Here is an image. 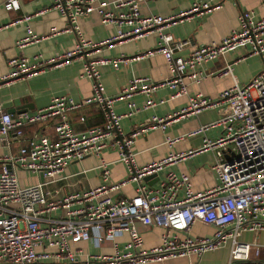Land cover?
<instances>
[{"label": "built area", "instance_id": "1", "mask_svg": "<svg viewBox=\"0 0 264 264\" xmlns=\"http://www.w3.org/2000/svg\"><path fill=\"white\" fill-rule=\"evenodd\" d=\"M143 0H52L45 9H54L66 19V29L72 30L74 46L53 56L43 58L39 53L14 55L6 60L7 70L0 74V84L15 78H26L47 66L65 64L73 58L81 61L80 76L90 80L91 93L79 100L68 94L51 96L49 102L32 111H20L15 117L0 105V135L5 138L9 130L17 135L24 124L53 119L54 137L35 134L27 137L13 154L0 156V264H80L82 250L75 246L89 241L95 246L109 247L110 252L84 254L81 264H140L149 260L201 253L229 242L224 264H264V243L240 240L243 231H264V64L245 83H232L218 91L215 97L200 92L188 95L186 104L169 114H151L145 121L125 131L120 126L121 116L135 114L141 108L152 106L153 91L160 85L172 90L171 96L185 93L187 81L198 82L204 73L198 66L236 48L248 52H264V15L255 17L250 9L239 11L237 26L218 41L197 45L186 56H174L185 40L174 38L162 31L169 24L193 14L218 8L222 0H188V5L175 12L162 15L142 14L139 4ZM6 9H16L18 0H5ZM95 11L101 22L111 23L114 33L98 40L82 36L77 19ZM30 14L20 19L27 20ZM57 30H52L55 32ZM157 32L156 45L133 56L89 58L116 41ZM37 36L25 25V34L15 40L21 49ZM159 52L166 60L170 75L161 81L147 76H132L114 95L104 93L97 65L110 64L113 68L128 59H140ZM230 72L225 64L221 73ZM142 93V105L127 102V109L115 112L112 104L119 98ZM94 103L101 112L102 121L83 130H75L68 114L81 105ZM220 104L218 115L188 133L219 126L215 137H204L198 147L169 152L164 157L138 165L131 150L135 137L149 129L163 130L169 121L179 116L196 114L204 108ZM181 137L165 136L167 144ZM114 148L126 175L108 182L107 161L99 157L98 167L103 183L74 189L53 196L44 188L56 179L71 160L85 155L100 156L104 148ZM212 151L211 168L217 181L203 190L191 189L189 176L183 171L168 170L153 183L143 179L158 172L165 164L173 163L199 150ZM2 159V160H1ZM9 165V167L7 166ZM12 165L27 174L43 175V181L20 180ZM129 182H134L130 196H112ZM194 221L214 227L209 236H192L189 229ZM157 225L162 228L157 244L144 247L137 228ZM125 233L126 240L115 237ZM40 248V249H38Z\"/></svg>", "mask_w": 264, "mask_h": 264}, {"label": "crops", "instance_id": "2", "mask_svg": "<svg viewBox=\"0 0 264 264\" xmlns=\"http://www.w3.org/2000/svg\"><path fill=\"white\" fill-rule=\"evenodd\" d=\"M5 0H0V74L7 70L6 60L14 55L23 54L30 56L39 53L41 57L53 56L55 52L70 49L74 46L76 37L72 30L66 29V19L54 9H45L41 13L37 10L49 6L52 0H18L16 9H6L3 6ZM188 0H143L139 4L142 14L158 13L166 15L175 12L188 5ZM250 9L255 17L264 15V0H222L218 8L210 11L193 14L181 21L169 24L162 31L170 33L174 38L185 40L180 49H174V56H186L193 47L210 41H218L222 36L237 26L240 10ZM24 14H30L27 20L20 19ZM82 36L89 40L104 38L115 31L111 23L100 21L98 14L91 11L77 19ZM28 24L31 31L40 36L37 41L25 44L21 49L15 46V40L25 34V25ZM52 30H57L52 32ZM157 32L152 31L146 35L116 41L103 46L99 51L89 54V58L102 56H133L138 52L151 49L156 45ZM225 64L230 65V72L221 73ZM264 64V52L257 54L248 52L247 48H236L225 52L223 55L202 62L198 68L204 73V77L198 82L187 81L185 93L171 96L172 90L166 86H158L151 97L155 100L152 106L141 108L135 114L121 116L119 123L123 130L128 131L139 122L145 121L151 114L164 115L178 111L187 102L188 95L200 92L207 97H215L219 90L232 83H245ZM100 72V80L104 93L116 94L122 85L132 76H147L151 80L161 81L170 75L169 66L159 52H153L140 59H128L119 62L116 68L110 64L97 65ZM81 61L73 58L71 61L47 66L36 74L26 78H15L0 84V105L15 117L20 111H32L46 105L51 96L68 94L73 99L79 100L91 93L90 80L80 76ZM142 93H134L129 98H119L113 101L115 112L122 113L127 109V102L133 101L136 105H142L145 100ZM220 104L207 107L196 114L179 116L168 122L163 130L152 128L139 134L131 143L133 158L138 165L164 157L169 152H178L190 147H198L204 137H215L219 134L220 127L212 126L204 131L189 134L188 132L201 124L213 120L219 113ZM69 121L75 130H83L88 126L99 124L102 121L101 112L94 103L81 105L68 114ZM53 119L41 122L24 124L22 132L17 135L9 130L5 138L0 135V156L13 154L21 146L25 139L35 134H45L54 137L52 128ZM181 137L173 143L167 144L165 136ZM99 157L107 161L109 168L108 182L120 180L126 175L124 164L117 159L114 148H104L100 156L85 155L78 160L69 161L56 179L47 182L44 188L49 194L56 196L60 193L74 189H85L103 183L98 167ZM2 160V159H1ZM213 160L212 151L199 150L196 153L165 164L158 170V177H162L168 170L183 171L189 176L193 191L203 190L217 181L215 171L211 168ZM1 166V161H0ZM16 176L26 177V173L12 165ZM30 175V174H29ZM28 175V177H29ZM32 181L39 180V175L32 174ZM22 180V179H21ZM134 182H129L112 196H130L134 193ZM142 237L144 247L157 244L162 228L157 225L137 224ZM214 227L199 221H194L189 229L192 236H209ZM125 233L115 237L116 241L126 240ZM240 240H256L264 243V231H243L238 237ZM82 250L78 256V262L84 259V254L93 252H110L109 247H99L89 241H79L75 244ZM40 249V248H38ZM229 242L218 248L207 250L200 255L187 254L183 256L166 257L161 260H149L140 264H224L228 256ZM260 257L264 258L261 252Z\"/></svg>", "mask_w": 264, "mask_h": 264}, {"label": "water", "instance_id": "3", "mask_svg": "<svg viewBox=\"0 0 264 264\" xmlns=\"http://www.w3.org/2000/svg\"><path fill=\"white\" fill-rule=\"evenodd\" d=\"M9 167V165L7 164ZM39 175V181H43V175L41 172L38 173ZM158 175L156 173L148 174L143 177L144 180L147 181V183H153L157 179Z\"/></svg>", "mask_w": 264, "mask_h": 264}, {"label": "rangeland", "instance_id": "4", "mask_svg": "<svg viewBox=\"0 0 264 264\" xmlns=\"http://www.w3.org/2000/svg\"><path fill=\"white\" fill-rule=\"evenodd\" d=\"M28 175H29V174H27V176H26V181H29V182H31V181H32V179H33V178H32V174H30V175H29V177H28ZM21 179L23 180V179H24V177H21ZM21 179H20V180H21Z\"/></svg>", "mask_w": 264, "mask_h": 264}]
</instances>
